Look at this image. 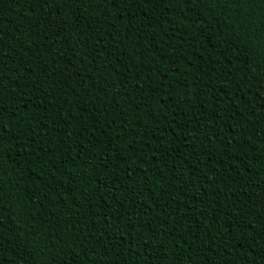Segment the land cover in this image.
Segmentation results:
<instances>
[{"label": "trees", "instance_id": "1", "mask_svg": "<svg viewBox=\"0 0 264 264\" xmlns=\"http://www.w3.org/2000/svg\"><path fill=\"white\" fill-rule=\"evenodd\" d=\"M0 264H264V0H0Z\"/></svg>", "mask_w": 264, "mask_h": 264}]
</instances>
